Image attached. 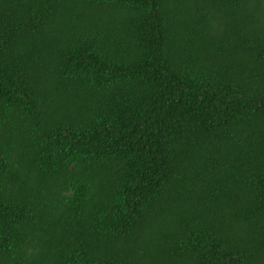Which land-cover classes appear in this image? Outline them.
Masks as SVG:
<instances>
[{
  "label": "trees",
  "instance_id": "obj_1",
  "mask_svg": "<svg viewBox=\"0 0 264 264\" xmlns=\"http://www.w3.org/2000/svg\"><path fill=\"white\" fill-rule=\"evenodd\" d=\"M0 264H264V0H0Z\"/></svg>",
  "mask_w": 264,
  "mask_h": 264
}]
</instances>
